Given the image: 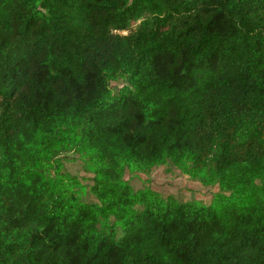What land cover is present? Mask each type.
<instances>
[{
  "label": "trees",
  "instance_id": "trees-1",
  "mask_svg": "<svg viewBox=\"0 0 264 264\" xmlns=\"http://www.w3.org/2000/svg\"><path fill=\"white\" fill-rule=\"evenodd\" d=\"M0 264H264V0H0Z\"/></svg>",
  "mask_w": 264,
  "mask_h": 264
},
{
  "label": "rangeland",
  "instance_id": "rangeland-1",
  "mask_svg": "<svg viewBox=\"0 0 264 264\" xmlns=\"http://www.w3.org/2000/svg\"><path fill=\"white\" fill-rule=\"evenodd\" d=\"M123 85L124 81L119 80L112 82L110 87L116 93ZM57 158L63 160L64 171L76 177L85 186L86 191L82 196V200L87 203H95L96 199L89 190L93 184V176L85 172L78 155L64 151ZM124 180L130 184L133 190L149 188L158 192L164 198L168 195L173 196L178 202L196 200L208 205L213 195L219 191L217 186H203L171 166L156 167L147 174H133L126 171Z\"/></svg>",
  "mask_w": 264,
  "mask_h": 264
}]
</instances>
